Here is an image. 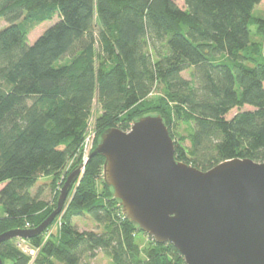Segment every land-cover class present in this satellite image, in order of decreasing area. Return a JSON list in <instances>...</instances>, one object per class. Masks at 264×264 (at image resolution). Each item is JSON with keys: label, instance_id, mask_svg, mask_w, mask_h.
Segmentation results:
<instances>
[{"label": "trees", "instance_id": "1", "mask_svg": "<svg viewBox=\"0 0 264 264\" xmlns=\"http://www.w3.org/2000/svg\"><path fill=\"white\" fill-rule=\"evenodd\" d=\"M179 1L0 0V235L35 229L56 209L81 164L94 103L99 137L158 115L179 162L203 172L233 159L264 162V19L252 16L262 0ZM103 163L89 159L60 214L25 240L37 250L32 263L12 239L0 244L3 264H91L99 253L111 264H184L123 217ZM85 216L100 231L72 223Z\"/></svg>", "mask_w": 264, "mask_h": 264}, {"label": "water", "instance_id": "2", "mask_svg": "<svg viewBox=\"0 0 264 264\" xmlns=\"http://www.w3.org/2000/svg\"><path fill=\"white\" fill-rule=\"evenodd\" d=\"M95 156L104 159L102 181L123 217L156 244L172 245L184 264H264V162L233 159L205 172L179 162L158 115L138 118L126 132H103L67 176L50 216L35 229L0 235V244L43 233Z\"/></svg>", "mask_w": 264, "mask_h": 264}, {"label": "rangeland", "instance_id": "3", "mask_svg": "<svg viewBox=\"0 0 264 264\" xmlns=\"http://www.w3.org/2000/svg\"><path fill=\"white\" fill-rule=\"evenodd\" d=\"M174 2L177 4L178 7H180V8L183 7L182 2H180L179 0H174ZM252 16L264 19V1L260 5V7L255 6V8L252 11ZM54 22H56V18H54L52 22H45V23L37 26L28 35V43L32 44ZM6 26H7V24L5 23V21L3 19H0V31L2 29H4ZM253 29L254 28H252V31H253ZM183 76L185 78H187L188 77V73H184ZM243 110H248V108L245 107ZM98 113H99L98 106L96 105V103H94L93 104V108H92L91 120L89 121L88 131H87V133L85 135V139H84L85 142H84V145L82 147L81 154H80V163H83L84 161L85 162L87 161L90 153L93 151V148L95 147L96 143L99 141L98 140L99 136H98V133L96 132L95 126H94L95 118L97 117ZM235 113H236V110L231 111L227 115V119H230ZM188 131H189V129H185V128H180L178 130V132L181 133V135H184V136L188 133ZM183 145L185 147H188L189 144H188V142H185ZM71 165H72V161L68 165L69 168L67 167L68 170L70 169ZM45 180H46L45 178L40 179L38 184H37V188L41 187L43 189V184L45 183ZM46 187L47 186L44 185V188H46ZM36 190H33V193L36 192ZM47 198H48V196L45 195L44 199H47ZM2 215H3V211H2V209H0V217ZM59 222H60V219L58 218L57 221L54 222L52 227H50V229L48 230V231H50V234L56 232L57 227L59 225ZM72 223L74 225H76L79 228V230H81V231H100V230H98L96 228L95 224L86 216L82 217V218H73ZM138 241H139V245L142 248L143 247H148V245L150 244V241H149V239L147 237H139ZM31 252H32V254H34L33 251H31ZM90 263L91 264H111L110 261L102 253H99L98 256L95 259L90 260ZM4 264H11V263L6 261V262H4Z\"/></svg>", "mask_w": 264, "mask_h": 264}, {"label": "built area", "instance_id": "4", "mask_svg": "<svg viewBox=\"0 0 264 264\" xmlns=\"http://www.w3.org/2000/svg\"><path fill=\"white\" fill-rule=\"evenodd\" d=\"M85 142V141H84ZM84 145V144H83ZM85 162V161H84ZM83 162V163H84ZM16 245L17 247L19 248V250L23 253V254H26L28 256L31 257V263L32 261L34 260V258L36 257L37 255V250L36 249H33L31 248L26 242L25 240L23 239H17V242H16ZM34 252V254H32V252Z\"/></svg>", "mask_w": 264, "mask_h": 264}, {"label": "crops", "instance_id": "5", "mask_svg": "<svg viewBox=\"0 0 264 264\" xmlns=\"http://www.w3.org/2000/svg\"><path fill=\"white\" fill-rule=\"evenodd\" d=\"M264 0L261 1V3L259 5H257L258 7H260V5L263 3Z\"/></svg>", "mask_w": 264, "mask_h": 264}]
</instances>
